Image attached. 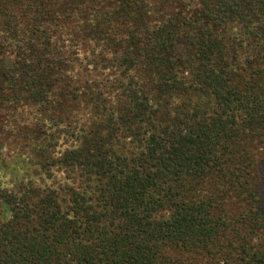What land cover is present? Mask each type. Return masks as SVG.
Here are the masks:
<instances>
[{
	"label": "trees",
	"instance_id": "obj_1",
	"mask_svg": "<svg viewBox=\"0 0 264 264\" xmlns=\"http://www.w3.org/2000/svg\"><path fill=\"white\" fill-rule=\"evenodd\" d=\"M0 264H264V0H0Z\"/></svg>",
	"mask_w": 264,
	"mask_h": 264
},
{
	"label": "rangeland",
	"instance_id": "obj_2",
	"mask_svg": "<svg viewBox=\"0 0 264 264\" xmlns=\"http://www.w3.org/2000/svg\"><path fill=\"white\" fill-rule=\"evenodd\" d=\"M9 216V210L5 203L0 201V221H5Z\"/></svg>",
	"mask_w": 264,
	"mask_h": 264
}]
</instances>
